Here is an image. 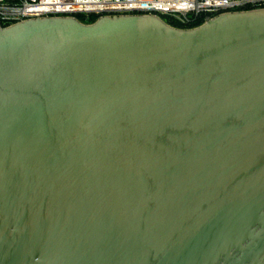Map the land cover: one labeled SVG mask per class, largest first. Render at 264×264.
<instances>
[{
  "label": "water",
  "instance_id": "obj_1",
  "mask_svg": "<svg viewBox=\"0 0 264 264\" xmlns=\"http://www.w3.org/2000/svg\"><path fill=\"white\" fill-rule=\"evenodd\" d=\"M0 264H264V7L0 25Z\"/></svg>",
  "mask_w": 264,
  "mask_h": 264
},
{
  "label": "built area",
  "instance_id": "obj_2",
  "mask_svg": "<svg viewBox=\"0 0 264 264\" xmlns=\"http://www.w3.org/2000/svg\"><path fill=\"white\" fill-rule=\"evenodd\" d=\"M264 7V0H0V25L26 18L72 15L165 14L180 23L198 15Z\"/></svg>",
  "mask_w": 264,
  "mask_h": 264
},
{
  "label": "trees",
  "instance_id": "obj_3",
  "mask_svg": "<svg viewBox=\"0 0 264 264\" xmlns=\"http://www.w3.org/2000/svg\"><path fill=\"white\" fill-rule=\"evenodd\" d=\"M159 16L168 24H171L173 26H176V27H191V26H194L198 23H200L201 21H203V16L202 15H198L196 16L194 19H191L190 21L186 22V23H180L179 21H177L176 19L168 16V15H165V14H159ZM75 17L78 18L80 21H84V22H88V21H91L95 18V15L93 14H90L88 15L87 18H84L82 16V14H75Z\"/></svg>",
  "mask_w": 264,
  "mask_h": 264
}]
</instances>
